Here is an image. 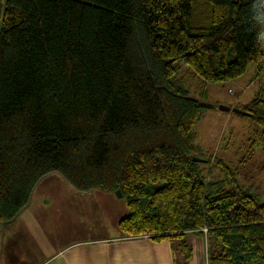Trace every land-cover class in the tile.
<instances>
[{
	"label": "trees",
	"instance_id": "16d2710c",
	"mask_svg": "<svg viewBox=\"0 0 264 264\" xmlns=\"http://www.w3.org/2000/svg\"><path fill=\"white\" fill-rule=\"evenodd\" d=\"M252 64L264 0H0V219L57 173L81 192L120 190L126 236L186 248L204 233L209 264H264V202L223 159L215 179L193 160L207 104L183 75L224 82ZM241 110L264 147V99Z\"/></svg>",
	"mask_w": 264,
	"mask_h": 264
},
{
	"label": "crops",
	"instance_id": "0c3cea01",
	"mask_svg": "<svg viewBox=\"0 0 264 264\" xmlns=\"http://www.w3.org/2000/svg\"><path fill=\"white\" fill-rule=\"evenodd\" d=\"M46 178L63 189L39 194ZM114 195L78 191L57 173L44 176L13 220L0 219V264H183L188 252L192 256L186 264H209L204 233H189L186 248L180 239L126 236L119 221L128 212L127 202L119 208L109 205L116 202Z\"/></svg>",
	"mask_w": 264,
	"mask_h": 264
},
{
	"label": "rangeland",
	"instance_id": "374dc122",
	"mask_svg": "<svg viewBox=\"0 0 264 264\" xmlns=\"http://www.w3.org/2000/svg\"><path fill=\"white\" fill-rule=\"evenodd\" d=\"M186 70L183 69V75L189 94L207 104L195 127L196 149L193 152V156L213 158L210 162L199 161L205 170V177H226L214 164L215 158H221L236 172L237 178L252 187L256 197L264 202V147L257 136L261 127L245 112L242 114L234 110L243 109L258 98L264 99V65L258 70L256 65L252 64L239 78L224 82H204ZM220 104L232 108L221 110ZM55 185L53 179L46 178L38 193L44 194L53 190L59 192L63 189ZM226 186L229 187L230 184L226 183ZM114 194L116 202L112 201L109 205L116 207L117 204V208L126 205V197ZM49 200L48 198L47 201ZM43 201L46 202V199ZM53 204L52 202L48 205ZM68 236L72 237L70 231Z\"/></svg>",
	"mask_w": 264,
	"mask_h": 264
},
{
	"label": "water",
	"instance_id": "95a60500",
	"mask_svg": "<svg viewBox=\"0 0 264 264\" xmlns=\"http://www.w3.org/2000/svg\"><path fill=\"white\" fill-rule=\"evenodd\" d=\"M219 107H220L221 110H230L232 108V107H230L228 105H224V104H220ZM234 110L235 111H242L241 109H238V108H234ZM193 160L194 161H200V162H206L207 161L206 158L197 157V156H193ZM117 194H119L120 196H123V194H122V192L120 190L117 191Z\"/></svg>",
	"mask_w": 264,
	"mask_h": 264
},
{
	"label": "built area",
	"instance_id": "2783aa9c",
	"mask_svg": "<svg viewBox=\"0 0 264 264\" xmlns=\"http://www.w3.org/2000/svg\"><path fill=\"white\" fill-rule=\"evenodd\" d=\"M205 230H207V228H205Z\"/></svg>",
	"mask_w": 264,
	"mask_h": 264
}]
</instances>
